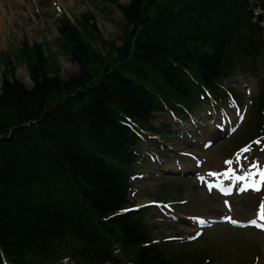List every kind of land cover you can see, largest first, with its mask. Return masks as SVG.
<instances>
[{
    "label": "trees",
    "instance_id": "trees-1",
    "mask_svg": "<svg viewBox=\"0 0 264 264\" xmlns=\"http://www.w3.org/2000/svg\"><path fill=\"white\" fill-rule=\"evenodd\" d=\"M105 1L121 14L120 45L104 41L102 56L84 40L94 18H64L55 42L78 67L66 81L41 45L19 49L31 89L1 54L0 264H122L113 248L134 264H172L152 245L138 249L145 226L120 215L136 143L126 118L147 129L168 93L204 96L189 95L187 72L212 87L264 53V0Z\"/></svg>",
    "mask_w": 264,
    "mask_h": 264
},
{
    "label": "rangeland",
    "instance_id": "rangeland-1",
    "mask_svg": "<svg viewBox=\"0 0 264 264\" xmlns=\"http://www.w3.org/2000/svg\"><path fill=\"white\" fill-rule=\"evenodd\" d=\"M48 2L49 4L47 3L45 7H40L32 0H26L19 7L6 9V15L3 18L0 17V53L3 52L5 53L4 55H8L10 68H14L13 79L27 88L31 87L27 67L18 59L19 49L23 41H27L29 45L43 43V49L48 55H51L54 62L59 66V76L62 80H67L77 74L78 67L70 62L67 54L58 51V46L55 42L57 29L64 16H67L71 20L79 19L80 16L85 14L94 17L96 30L92 32L95 40L91 36L87 38L84 36V40L90 42L92 48L100 51L101 55H105L104 41L113 42L115 46L120 44L121 33L119 24L122 18L118 8H115V4L108 5L104 0H73L70 6L63 7L57 0H48ZM115 2L127 4L129 0H115ZM1 64L2 62L0 61V81L3 72ZM240 80L241 76L239 75L233 81L235 83H243ZM255 86V81L250 79V82L248 81V88L253 90V94L255 93ZM198 115L197 119L200 120L198 123L204 125L208 121V112L202 111ZM227 116L233 121L236 118L233 111H229ZM156 120L157 122L166 123V121H169V117L157 115ZM152 124L154 127L157 126L154 122ZM208 129L203 134V141L198 143L199 147L193 151L196 156L201 158L199 160L201 167H203V162L206 160L204 168L219 163L223 159V153L229 148L230 144H225L223 141L226 138L220 135L216 139L214 147H211L208 152L200 151L201 144L206 141L205 137L216 133L215 129ZM184 131L187 132L186 129ZM192 132L193 129L189 131V133ZM168 140H172L173 143L176 141L172 137ZM142 150H147V147L143 145ZM158 157L159 160L156 157L152 159V165H147L134 179V194L131 199L135 202V206H141L144 201L160 200L170 202L178 200L188 201L183 209L184 213L209 216L211 214L218 215L221 212V207L215 200L205 194L203 190L197 188V185L200 184V179L198 181L193 176L188 177L186 175L185 177H181L171 173L164 174L160 172V162L163 163L162 160L163 158L166 159V156L160 154ZM173 160H175V157H173ZM187 163V165H192L191 161H187ZM168 168L175 169L176 166L170 163ZM247 201H249L248 197L236 198L234 200L233 205L234 207L236 206V212L239 211L238 216H246L249 212H252L253 205ZM141 210L146 212L147 224L156 227L154 230L155 234L162 235L161 237L155 236V239H164L173 235H187L192 232L184 224L169 226L166 224L167 222H162V217L154 209ZM157 223H161V225H157ZM190 248L199 252L206 251L215 258L214 260L224 264H241L244 260L243 258L248 260L255 258V264H264V239H261L259 235L249 230L233 232L225 226H217L207 231Z\"/></svg>",
    "mask_w": 264,
    "mask_h": 264
},
{
    "label": "bare ground",
    "instance_id": "bare-ground-1",
    "mask_svg": "<svg viewBox=\"0 0 264 264\" xmlns=\"http://www.w3.org/2000/svg\"><path fill=\"white\" fill-rule=\"evenodd\" d=\"M26 0H0V9H1V15L0 17H4L6 15L5 12L6 9L8 10V8H13V7H19L21 3L25 2ZM33 2H35L37 5H39L40 7H45L46 4L48 2V0H32ZM63 7H67L70 6L73 3V0H57ZM11 8V9H12ZM74 19L70 20V24H74ZM2 79V76H1ZM11 132V131H10ZM148 201H144V203H147ZM4 264H7L6 262H4Z\"/></svg>",
    "mask_w": 264,
    "mask_h": 264
},
{
    "label": "snow or ice",
    "instance_id": "snow-or-ice-1",
    "mask_svg": "<svg viewBox=\"0 0 264 264\" xmlns=\"http://www.w3.org/2000/svg\"><path fill=\"white\" fill-rule=\"evenodd\" d=\"M261 177L264 178V173H261ZM240 179H243V177H240ZM261 217L264 218V205L261 206Z\"/></svg>",
    "mask_w": 264,
    "mask_h": 264
}]
</instances>
